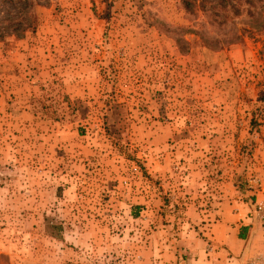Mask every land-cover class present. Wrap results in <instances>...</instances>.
<instances>
[{
    "label": "rangeland",
    "instance_id": "374dc122",
    "mask_svg": "<svg viewBox=\"0 0 264 264\" xmlns=\"http://www.w3.org/2000/svg\"><path fill=\"white\" fill-rule=\"evenodd\" d=\"M264 182V0H0V264H180Z\"/></svg>",
    "mask_w": 264,
    "mask_h": 264
},
{
    "label": "crops",
    "instance_id": "0c3cea01",
    "mask_svg": "<svg viewBox=\"0 0 264 264\" xmlns=\"http://www.w3.org/2000/svg\"><path fill=\"white\" fill-rule=\"evenodd\" d=\"M263 202L264 182L261 189L245 195L235 192L225 199L209 239L190 241L189 258L180 264H248L256 257L264 259V227L256 212Z\"/></svg>",
    "mask_w": 264,
    "mask_h": 264
},
{
    "label": "built area",
    "instance_id": "2783aa9c",
    "mask_svg": "<svg viewBox=\"0 0 264 264\" xmlns=\"http://www.w3.org/2000/svg\"><path fill=\"white\" fill-rule=\"evenodd\" d=\"M256 212L260 223L264 227V202L262 204L257 205ZM248 264H264V259L262 257H256L250 260Z\"/></svg>",
    "mask_w": 264,
    "mask_h": 264
}]
</instances>
